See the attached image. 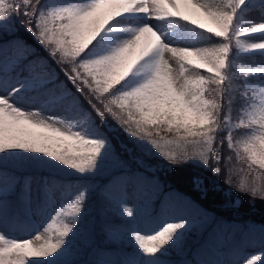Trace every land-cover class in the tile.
<instances>
[{
  "label": "snow or ice",
  "instance_id": "6c2138e0",
  "mask_svg": "<svg viewBox=\"0 0 264 264\" xmlns=\"http://www.w3.org/2000/svg\"><path fill=\"white\" fill-rule=\"evenodd\" d=\"M181 164L236 209L233 173L254 174L237 191L264 200V0H0V264H240L257 243L243 264H264V223L205 228L174 192L146 218L155 173ZM93 197L131 251L94 246Z\"/></svg>",
  "mask_w": 264,
  "mask_h": 264
},
{
  "label": "trees",
  "instance_id": "16d2710c",
  "mask_svg": "<svg viewBox=\"0 0 264 264\" xmlns=\"http://www.w3.org/2000/svg\"><path fill=\"white\" fill-rule=\"evenodd\" d=\"M21 35L30 43H33L32 38L30 36H28L23 32L21 33ZM239 107H240V102L237 101V103L234 105V108L238 109ZM236 114L237 112L234 111V116ZM243 131H244L243 129L237 130L236 135L242 134ZM120 139H122L126 143H131L127 135L124 134L122 131L120 132ZM228 154L229 152L225 147V155ZM145 159L147 160L148 163L153 165L160 163L158 159H148V158ZM132 166L136 167L134 163ZM113 171L114 169L112 162H109L108 165L106 166L105 175L103 177H97L95 182L101 184L106 183L107 178L111 174H113ZM46 174L47 173L36 172L35 170H27V171H22L20 173V175L22 176H26V175L36 176V175H46ZM191 174H192L191 165H186V164L176 165V166H172L171 168L158 170L155 173V177L159 180V183L163 186V188L162 191L157 193V198L153 203L162 204L164 200V196L169 192L185 195L186 198L189 201H191L193 205L198 206V207H191L189 211L196 217L198 224L205 228L213 226L212 217H215L217 219L222 218L224 220H227L229 223H235L239 225H243L245 223L259 225L261 223H264V200H261L259 198L253 199L251 196L244 195L237 191V185L239 184L241 179H244L245 176H247L248 181L251 182L254 179H256L254 174L247 175L245 171V172H234L232 175L231 190L234 196L242 197V203L238 209L229 206L227 201L230 198H226L223 195V193L220 191L212 190L211 188H209V190L203 196L202 192L197 190L192 185L190 181ZM147 175L151 177L153 174L148 173ZM67 179L71 181H75L77 177L71 176L68 177ZM224 179H225L224 176L220 177V184L225 189H227L228 185L224 184ZM146 190L150 192L152 191L148 187L146 188ZM174 202H175L174 204L175 206L177 204V201L175 200L169 201V204L173 206L172 203ZM86 203L89 204L91 207V219L94 222V246L110 251H115L121 248H123L125 251H131V248L123 244L119 237L109 238L104 231L105 224H109V223L119 224L120 218L116 216L112 211L108 210L107 206L96 197H93L92 200L87 201ZM200 210H202V212L210 213L211 216L203 217L204 215L201 213ZM21 223H24V221H22ZM229 231L235 240L239 241L241 239V235L239 231H235V230H229ZM190 239H194V237ZM261 251L262 250L258 243L248 244V245H244L241 248L234 249L233 258L237 259L240 262V264H242L244 262V259L248 255ZM172 259H179V257L173 255Z\"/></svg>",
  "mask_w": 264,
  "mask_h": 264
},
{
  "label": "rangeland",
  "instance_id": "374dc122",
  "mask_svg": "<svg viewBox=\"0 0 264 264\" xmlns=\"http://www.w3.org/2000/svg\"><path fill=\"white\" fill-rule=\"evenodd\" d=\"M250 18L254 19V20H258L259 19V13L256 12V11L252 12L250 14ZM165 27L168 28L169 31H171L170 27H168L166 25H165ZM251 39H255V37H252ZM199 43H204V42H199ZM253 61L259 63L260 62V57H258V56L252 57V56H249V55H243L242 54V56H241V58L239 60V63L247 65V64L253 63ZM252 82L253 83H257L258 80H256L255 78H252ZM147 187L152 190L151 186H146V188ZM181 196L186 197L185 195H181ZM155 198H156L155 195L151 196L150 200L146 204V210H147V213H148V217H146V218H149L150 216L155 215L159 211V209L161 207V203H157V204L153 203ZM129 203L131 204L132 202L130 201ZM172 204L174 206L175 202L172 203ZM203 217H206V216H203ZM21 225H22V227L20 229H17L14 233H11V234L15 235L16 238H18V239L28 238L29 233L23 230V227H26V222L21 223ZM32 235H34V233H32ZM261 252L260 253H256V254H261ZM256 254H252V255H256ZM252 255L248 256V258H246L245 260L249 259Z\"/></svg>",
  "mask_w": 264,
  "mask_h": 264
}]
</instances>
